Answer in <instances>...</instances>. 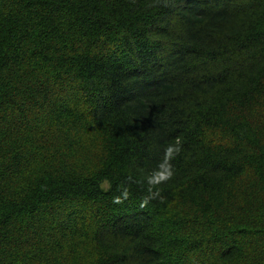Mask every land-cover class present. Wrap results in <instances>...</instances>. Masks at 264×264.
I'll list each match as a JSON object with an SVG mask.
<instances>
[{
  "label": "trees",
  "instance_id": "16d2710c",
  "mask_svg": "<svg viewBox=\"0 0 264 264\" xmlns=\"http://www.w3.org/2000/svg\"><path fill=\"white\" fill-rule=\"evenodd\" d=\"M0 264H264V0H0Z\"/></svg>",
  "mask_w": 264,
  "mask_h": 264
},
{
  "label": "rangeland",
  "instance_id": "374dc122",
  "mask_svg": "<svg viewBox=\"0 0 264 264\" xmlns=\"http://www.w3.org/2000/svg\"><path fill=\"white\" fill-rule=\"evenodd\" d=\"M84 146H86V145H84ZM89 146L90 145H88V149H89ZM83 147L80 149V155L78 156V160H77L78 163L79 162H82L83 163V159L87 156V154L89 152V151L86 152V147H84V149H83Z\"/></svg>",
  "mask_w": 264,
  "mask_h": 264
},
{
  "label": "bare ground",
  "instance_id": "6f19581e",
  "mask_svg": "<svg viewBox=\"0 0 264 264\" xmlns=\"http://www.w3.org/2000/svg\"><path fill=\"white\" fill-rule=\"evenodd\" d=\"M130 97V96H129Z\"/></svg>",
  "mask_w": 264,
  "mask_h": 264
}]
</instances>
